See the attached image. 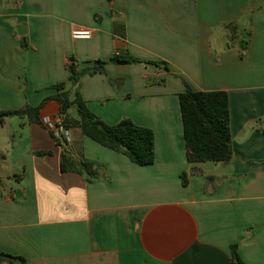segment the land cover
<instances>
[{
	"label": "crops",
	"instance_id": "obj_1",
	"mask_svg": "<svg viewBox=\"0 0 264 264\" xmlns=\"http://www.w3.org/2000/svg\"><path fill=\"white\" fill-rule=\"evenodd\" d=\"M231 22L241 36L229 46ZM75 29L91 39H73ZM117 53L169 69L108 63L79 89L107 124L129 118L152 129L154 164L136 165L72 129L69 146L107 165V177L88 183L60 171L63 149L47 126L19 118L25 150L14 184L0 179V253L26 264H232L236 244L244 264H264V0H0V111L39 106L57 83L70 88V56L86 67ZM187 87L230 100L233 156L199 164L197 175L179 103ZM40 117L59 119L58 102L48 100ZM11 146L0 147V163Z\"/></svg>",
	"mask_w": 264,
	"mask_h": 264
},
{
	"label": "trees",
	"instance_id": "obj_2",
	"mask_svg": "<svg viewBox=\"0 0 264 264\" xmlns=\"http://www.w3.org/2000/svg\"><path fill=\"white\" fill-rule=\"evenodd\" d=\"M111 1V0H110ZM100 20L99 16H96ZM229 31L228 45L234 44L237 36H241L239 26L227 23ZM244 38L240 41L241 56L249 45V33H242ZM25 45V44H23ZM108 63L115 64H144L161 68L168 65L163 62L144 61L133 55L114 54L108 60L99 59L92 66L81 67L74 56L68 58L67 69L71 87L67 88L65 82L57 83L51 88L56 94L45 99L39 106H32L27 101L23 108L17 110H1L0 125L5 124L9 118H26L29 123L44 125L40 111L48 100L53 99L59 104V117L65 130L78 129L81 136H86L101 146L126 155L134 164L139 166L152 165L155 162V133L148 127L137 125L129 118H123L118 123L110 125L95 115L87 106L80 89L81 78L86 75L105 73ZM26 85V74L20 77ZM182 114L184 141L187 162L191 166L190 175L200 174L198 167L203 163L229 162L233 156L231 135V112L229 94L226 91H195L190 87L179 95ZM50 130V129H49ZM51 136L62 147L60 158V171L62 173H77L88 183H94L107 177V165L83 156L81 145L70 147L65 139L56 137L50 130ZM75 150V153L74 151ZM48 151L36 152L39 157L49 155ZM211 177H207V180ZM183 186L189 184L188 174H181ZM27 260L20 256L0 253V264H26ZM232 264H244L239 253L238 245L231 247Z\"/></svg>",
	"mask_w": 264,
	"mask_h": 264
},
{
	"label": "rangeland",
	"instance_id": "obj_3",
	"mask_svg": "<svg viewBox=\"0 0 264 264\" xmlns=\"http://www.w3.org/2000/svg\"><path fill=\"white\" fill-rule=\"evenodd\" d=\"M19 122V118L14 117L9 120L6 125H0V147L6 146L7 142H9L10 145H14L11 146L13 151L9 157V162L0 163V179L2 178L4 185L9 187L11 184H14L9 177L14 175L19 168V164L21 160H23L21 154L25 150L22 139L18 135L20 132ZM7 138L9 141L6 140ZM205 165H215V163H206ZM206 167L207 166H205V168Z\"/></svg>",
	"mask_w": 264,
	"mask_h": 264
},
{
	"label": "built area",
	"instance_id": "obj_4",
	"mask_svg": "<svg viewBox=\"0 0 264 264\" xmlns=\"http://www.w3.org/2000/svg\"><path fill=\"white\" fill-rule=\"evenodd\" d=\"M92 37V32L89 29H75L72 31L73 39H84L89 40ZM44 125L48 127V129L54 131L55 135L59 139H65L68 143L71 142L70 130L67 131L62 126V119L51 120L49 118L43 120Z\"/></svg>",
	"mask_w": 264,
	"mask_h": 264
},
{
	"label": "water",
	"instance_id": "obj_5",
	"mask_svg": "<svg viewBox=\"0 0 264 264\" xmlns=\"http://www.w3.org/2000/svg\"><path fill=\"white\" fill-rule=\"evenodd\" d=\"M23 29H25V27H22ZM19 34L20 35H23L24 33H21V30H19Z\"/></svg>",
	"mask_w": 264,
	"mask_h": 264
}]
</instances>
